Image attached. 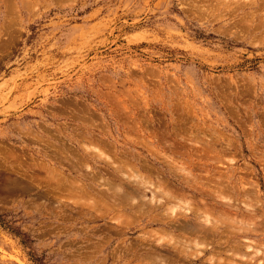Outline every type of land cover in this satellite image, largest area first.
<instances>
[{
  "label": "rangeland",
  "instance_id": "rangeland-1",
  "mask_svg": "<svg viewBox=\"0 0 264 264\" xmlns=\"http://www.w3.org/2000/svg\"><path fill=\"white\" fill-rule=\"evenodd\" d=\"M0 154V264H264V0H0Z\"/></svg>",
  "mask_w": 264,
  "mask_h": 264
},
{
  "label": "bare ground",
  "instance_id": "bare-ground-1",
  "mask_svg": "<svg viewBox=\"0 0 264 264\" xmlns=\"http://www.w3.org/2000/svg\"><path fill=\"white\" fill-rule=\"evenodd\" d=\"M253 17V16H252ZM95 150V149H94ZM58 151V150H57ZM3 152V151H2ZM4 153V152H3ZM8 153H9V151H8ZM99 153V152H98ZM7 153H5V155H6ZM1 155V154H0ZM5 155H4V157H5ZM17 155V154H16ZM102 155V154H101ZM3 156V155H2ZM23 157V156H22ZM51 157V156H50ZM32 163H34V161L32 162ZM41 163V162H40ZM17 165H15L16 167H17V169L18 170H21L23 173H26V171L27 170H25V168L24 169H22L21 168V166H22V159L20 160V161H17V163H16ZM33 167H35V168H37V169H39V170H44L47 174H46V178L47 179H45V181H55L56 182V186L57 187H63L62 186V183H64V182H62L61 181V179H62V176H61V179H59L60 178V176L59 177H54V174L51 176V174L49 175V172H48V167L45 165V164H31ZM31 166V167H32ZM28 167V166H27ZM30 167V166H29ZM32 167V168H33ZM51 168V167H50ZM142 168V167H141ZM75 170V169H74ZM121 170V169H120ZM73 171V170H72ZM45 172H44V174H45ZM78 172V171H77ZM137 173V172H136ZM28 174V173H27ZM25 175V174H24ZM85 175V174H84ZM98 175V174H97ZM123 177H124V179H123V182L125 183V188L124 189H126V190H124V192L122 191V193L121 194H119V195H116V197H114V198H112L113 200H115V202L117 201V200H119L118 202H120V200H121V202H122V200L124 199V200H126L125 198H127V196H128V198L130 199L131 197H133V196H140V197H145V193H146V190H149V192H151V198L150 199H148L147 201H146V203H148V205L151 207V206H155L156 208H157V210H159V209H161L163 206H167V204H169V203H171V202H177L178 200L180 201V199L177 197V196H175V195H178V194H172L171 192H168V191H163L162 190V193H163V198H164V200L163 201H159L158 203L156 202L157 200H155L154 199V196H155V194H157L156 192H157V189H156V184L151 180V179H148V178H146L145 179V177L144 178H142V177H137V179H131V177H129V176H126V175H123V174H121ZM137 175V174H136ZM121 176V177H122ZM134 176V175H133ZM25 177V176H24ZM42 177V176H41ZM117 177H119V176H115V178L117 179ZM28 179H30V181L31 180H35V178L33 177V176H30L29 174H28ZM40 179V178H39ZM42 180V179H41ZM205 180V179H204ZM65 181V180H64ZM74 181V180H73ZM76 181V180H75ZM38 182V181H37ZM69 182V181H68ZM80 182V181H79ZM45 183V182H44ZM78 183V182H77ZM123 183V184H124ZM40 184V183H39ZM65 184V183H64ZM121 184V183H120ZM36 185V184H35ZM45 185V184H44ZM47 185V184H46ZM73 185H74V183H73ZM75 185H78V184H76L75 183ZM105 185V184H104ZM112 185V184H111ZM158 185V184H157ZM31 186V185H30ZM39 186V185H38ZM50 186V185H49ZM69 186V185H68ZM32 187V186H31ZM37 187V186H36ZM53 187H55V186H53ZM79 187V186H78ZM78 187H76L75 189H77ZM158 187V191L160 190V187H159V185L157 186ZM23 188V187H22ZM27 188V187H26ZM64 188V187H63ZM56 189V188H55ZM65 189V188H64ZM79 189H82V187L81 188H78V190ZM67 190H70L69 188L67 189ZM118 190V189H117ZM156 190V191H155ZM83 191V190H82ZM74 191H72L71 192V190H70V193H73ZM76 192H78V191H76ZM84 192V191H83ZM83 192H81L80 191V193H83ZM191 192L193 193V194H195L196 192H194V191H192L191 190ZM63 193V192H62ZM68 193V192H67ZM87 193V192H86ZM102 193V192H101ZM104 193H107V191L105 192L104 191ZM103 193V194H104ZM77 194V193H76ZM75 194V195H76ZM84 194V193H83ZM114 194V193H113ZM74 195V194H73ZM50 196V195H49ZM104 196L105 197H107V199L109 200L110 198H111V196H115V194L114 195H109L108 194V196H107V194H104ZM102 197H103V195H102ZM58 198H59V196H58ZM93 198V197H92ZM184 198V197H183ZM106 199V200H107ZM178 199V200H177ZM217 199H219V198H217ZM89 200H90V198H89ZM93 200H95V199H93ZM93 200H91V201H93ZM100 200V199H99ZM133 200V199H132ZM176 200V201H175ZM187 201V200H186ZM97 202V201H96ZM100 202V201H99ZM102 202H104L103 200H101V203ZM135 202V201H134ZM114 203V202H113ZM117 203V202H116ZM133 203V202H132ZM179 203H181V202H179ZM99 204V203H98ZM92 205H93V203H92ZM114 205V204H113ZM178 205V204H177ZM180 205V204H179ZM227 205V204H226ZM236 205V204H235ZM234 205V207H237V206H235ZM98 206V205H97ZM99 206H100V204H99ZM103 206V205H102ZM105 206H106V204H105ZM115 206V205H114ZM130 206H138L137 204L136 205H131L130 204ZM233 206V205H232ZM154 207V208H155ZM230 207V206H229ZM153 208V209H154ZM152 209V210H153ZM213 209V208H212ZM231 209V208H230ZM235 209V208H234ZM237 209L238 208H236L234 211H237ZM103 212V211H102ZM255 213V212H254ZM249 214V213H248ZM156 215V214H155ZM195 215H196V213H195ZM223 215V214H222ZM136 216V215H135ZM232 216V215H231ZM178 217L179 218H176V217H174V218H171L170 217V219L167 221V222H164L163 224H159L160 225V227L162 226L163 228H166V229H169V230H171V229H173L175 232H177V233H179L180 235H186V234H189V235H191V236H194V237H197V239H199V238H202V239H205L206 240V238H208V239H212V241L214 240V239H217L218 237H220V234H221V231L219 232L218 230H220L221 229V227H219V226H216V225H214V226H207L206 224L204 225V224H202V225H200V224H198L197 222H196V219H199L200 218V216H198V217H193L192 215H190L189 213H188V211L186 210V211H183V212H181L179 215H178ZM168 219V218H167ZM205 219V218H204ZM161 220H163V219H160V222H162ZM158 221V220H157ZM163 221H166V219L165 220H163ZM199 221V220H198ZM207 223V222H206ZM163 230V229H162ZM165 232H166V230H165ZM254 232V231H253ZM246 233V232H245ZM169 234V233H168ZM244 234V233H243ZM243 234H238V236H242ZM178 235V234H177ZM189 238V237H188ZM184 240V239H183ZM194 240V239H193ZM199 240H201V239H199ZM243 240V239H242ZM188 241V240H187ZM192 241V240H191ZM196 241V240H195ZM181 243H182V241H181ZM192 243V242H191ZM207 243V242H206ZM205 243V244H206ZM184 244V243H183ZM204 244V243H203ZM204 244V245H205ZM214 244L215 245H218L217 244V242L215 241L214 242ZM224 244V243H223ZM203 245V246H204ZM219 245H220V243H219ZM208 246V245H207ZM184 247V246H183ZM186 247V246H185ZM194 247V246H193ZM215 247V246H214ZM245 247V246H244ZM247 247V246H246ZM204 248V247H203ZM250 248V247H249ZM207 249V248H206ZM209 249H211V247L209 248ZM256 250V249H255ZM211 251V250H210ZM257 251H259V250H257ZM184 252V251H183ZM203 252H207V250H203ZM243 253V252H242ZM260 263V262H259Z\"/></svg>",
  "mask_w": 264,
  "mask_h": 264
}]
</instances>
